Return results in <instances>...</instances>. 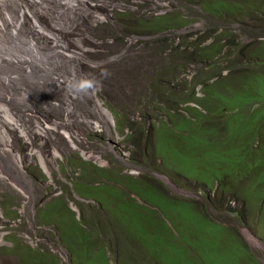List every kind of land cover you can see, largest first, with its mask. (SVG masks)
<instances>
[{
    "label": "rangeland",
    "instance_id": "1",
    "mask_svg": "<svg viewBox=\"0 0 264 264\" xmlns=\"http://www.w3.org/2000/svg\"><path fill=\"white\" fill-rule=\"evenodd\" d=\"M95 1L105 3L111 20L93 26L85 20L75 24L69 16L66 22L69 35L89 49L81 53L98 62L87 67L81 60L80 70L99 84L78 101L77 119L47 130L63 116L66 101L48 94L33 116L41 130L34 133L32 123L23 126L27 145L18 131L0 126L25 159L16 166L0 154V176H5L0 177V264H84L85 255L78 256L87 250L82 231L95 248L107 247L108 264H264V245L251 248L240 235L247 224L264 243L261 174L249 159L236 165L239 171L230 160L238 154L237 138L252 150L259 142L247 134L253 120L245 122L242 115L260 104L264 108L258 90L264 81V14L254 5L246 4V11L233 5L252 0ZM256 3L264 6V0ZM128 36L134 41L124 61L116 44L104 47ZM218 43L221 51L206 54ZM169 62L181 67L176 80L161 75L162 64ZM224 78L240 79L232 91L237 102L228 104V94H221L215 104L202 107L198 98L205 87L219 79L218 90L228 84ZM199 85L204 89L198 97ZM97 101L112 120L101 114ZM192 101L201 107L194 106L200 111L195 128L194 110H183ZM216 104L224 105V115L219 108L210 115ZM183 122L191 131L180 128ZM229 122L241 130L227 140ZM214 124L220 125L216 135ZM209 130L217 143L206 137ZM218 183H226L227 195L215 191ZM81 186L92 194L87 188L79 192ZM217 203L244 214L246 222L227 226L210 210Z\"/></svg>",
    "mask_w": 264,
    "mask_h": 264
},
{
    "label": "clouds",
    "instance_id": "2",
    "mask_svg": "<svg viewBox=\"0 0 264 264\" xmlns=\"http://www.w3.org/2000/svg\"><path fill=\"white\" fill-rule=\"evenodd\" d=\"M252 1L258 4L256 0ZM254 3L237 2L233 5L240 6V11H246V4L254 5ZM124 6L132 8L125 4ZM105 7V3L96 2L95 0H0V126L5 125L11 130L18 131L26 145L28 139L23 126L32 123L33 128L31 130L34 133L41 130V123L33 119V116L36 108L47 101L48 94L62 95L66 98L63 105V116L55 120L52 126L45 127L47 130H54L57 127H66L77 119L74 112L78 101L82 97H88L89 91L98 87L99 81L90 78L86 72L80 70L83 65L81 60L83 59L87 61V67L91 63L98 64V62H91L87 55L81 53V51L88 52L89 49H84L78 38H72L69 35L66 22L71 16L75 24L84 20L93 26L98 23H105L111 20L112 16L104 11ZM69 8H77L78 12H75V10L70 12ZM256 8V12L264 14V6ZM220 14L225 13H219L218 15ZM133 41L134 36H128L127 39L121 40V42H107L104 47L111 49L116 44L118 57L124 61ZM72 43L74 47L70 51ZM74 59H77V61ZM66 62H72L73 64L71 67H66ZM180 71L181 67L178 64L169 62L162 64L161 75L176 80ZM193 76L194 74L187 80L191 81ZM203 89L204 85L197 86L194 95L199 97V93ZM205 95L206 91L204 97ZM92 96L95 98L94 92ZM203 98L199 97L198 99L202 100ZM196 104L194 101L188 102L184 105L183 110L187 114V108L194 110L191 125L198 127L200 122L197 119L200 118L198 113L200 111L194 107L198 105ZM260 107L261 104L257 106V108ZM211 113H213L212 116L216 114V112H210V115ZM111 114L114 115V111ZM1 134L7 136L0 129V136ZM69 134L67 132L66 136L68 137ZM10 148L16 156L19 155L14 151L11 144ZM33 153L34 151H31L29 154L33 155ZM0 154L9 156L14 162L9 154L4 152H0ZM20 157L23 163L25 159L22 156ZM214 182H217V179L213 181L212 189L209 190H214ZM218 190L226 192L228 188L218 183L215 191ZM221 204L217 203L211 207L226 211L228 218L232 217L234 219L231 220L232 222L225 220L224 224L237 226V224L246 222L243 219L244 214L240 215L238 212H233L228 204H226L225 209H220ZM248 226L246 224L245 227H242L243 231H240V235L249 247L259 249L261 244L264 245L263 240L256 237L254 231ZM92 242L94 243L93 239ZM93 245L91 244V250L95 248ZM106 249L107 247L102 245L96 247V251L93 252L95 255L90 254V260L98 255L102 256L101 252H104L106 258ZM82 255H85L84 250L78 254V256Z\"/></svg>",
    "mask_w": 264,
    "mask_h": 264
},
{
    "label": "trees",
    "instance_id": "3",
    "mask_svg": "<svg viewBox=\"0 0 264 264\" xmlns=\"http://www.w3.org/2000/svg\"><path fill=\"white\" fill-rule=\"evenodd\" d=\"M259 6H260L259 3L258 4L254 3L253 7L259 8ZM217 47H219V43L216 45L215 48H212V49L208 48L206 51V54L210 53V51H220L221 49H217ZM224 80H227V79L224 78L223 81ZM238 80H240V79H232L230 82H229V80H227L228 84H221V87L218 90L216 89V86H218V84H220V82H222V80L218 79L213 84H211V85L208 84L205 87L206 95L202 99L204 102V106L200 102L201 106L205 107L206 105H208V102H210L211 104H215L216 97L220 96L221 94H224V95L228 94V99H227L228 104H235L237 101L233 99L232 91L234 90V85H235V83H237ZM258 90H262L263 91L262 95L264 96V81L259 82ZM215 95H217V96H215ZM260 98H261V95H260ZM259 102L262 103V101H259ZM223 107H224V105H222V104H216L214 109L210 108V112H216L217 113L218 108H219V110L221 111V115H224L223 114L224 112H222L224 110ZM237 109H243V108L242 107H236L234 110H237ZM198 113H200V112H198ZM242 116H243V120L245 122H247L251 119L253 120L254 124L247 134L252 138V140H253L252 143H254L256 139L259 140V142L257 143V145L252 150L251 145L246 148L244 146V140L241 138H237L236 140H239V142H240L238 144V147H237V150H238L237 153L238 154L233 156V159L235 160V162H233V160L230 159L231 164H233V166L237 169V171H239L238 167H236V165L242 163L243 160L249 159L250 163L254 162L255 165H253V166L251 165V168L253 169V171L258 169V172L261 174V175H258L260 178V184H264V108L260 107L254 113L249 114V116H248V113L245 115H242ZM219 118H221L220 115H219ZM214 125H215V130H214L213 134L216 135V133H218L220 125L219 124L218 125L214 124ZM224 127L226 128L224 135H225V138L227 140H230L232 138L230 135L233 134L235 131L241 130L240 126L238 124L233 123V122L227 123L226 125H224ZM181 128L184 129L185 131H186V129L191 131L190 128H188V124L182 125ZM191 128H192V126H191ZM194 128H195V126H194ZM199 129H201V128H199ZM207 136H209L211 143H213V142L217 143V140L219 139L218 137H215V138L212 137L211 130L207 131L206 137ZM225 138H221V140H222L221 142H224ZM256 147L259 150H257ZM203 151H204V149H202V153H203ZM252 151H254V152L257 151L255 153L256 154L255 158H254L255 154L252 153ZM196 154H197V151H196ZM87 165H89V164H87ZM226 167H227V165H226ZM227 170L232 171L228 167H227ZM224 178H226V177L224 176ZM224 184L227 188L226 183H224ZM221 185H223V184H221ZM85 188H87L89 190L88 193L92 194L91 188L85 187V186H81L79 188V192H81V191L87 192L86 190H84ZM226 193L228 194V190H226ZM56 205H58L59 207L63 206V204H61V205L56 204ZM58 220H61V219H59V217H58ZM72 220H76V219H74V217H73ZM73 223H74V225L76 224L75 221ZM67 227H69V226H67ZM79 236H81L82 239L87 243V250H85V257H84L85 264H108V260L105 258L104 252H101L103 254L102 256L98 255L96 257H93L90 260L91 244H94L92 242V238L90 237V234L87 235L83 231L79 234Z\"/></svg>",
    "mask_w": 264,
    "mask_h": 264
},
{
    "label": "bare ground",
    "instance_id": "4",
    "mask_svg": "<svg viewBox=\"0 0 264 264\" xmlns=\"http://www.w3.org/2000/svg\"><path fill=\"white\" fill-rule=\"evenodd\" d=\"M97 103H98V105L99 106H101L102 104L99 102V101H97ZM101 108L103 109V111L101 112V114L102 115H104V116H106V118L107 119H110V120H112L111 119V117H110V114L108 113V111L107 110H105V108H103L102 106H101ZM98 127V126H97ZM0 145H1V149H0V152L1 153H7V154H9L12 158H13V160H14V163L16 164V165H18V166H21L22 165V159H21V157L19 156V155H15L14 154V152H13V150L10 148V140H9V138L7 137V136H5L4 134H1V136H0ZM40 157H41V159H42V161H41V164H42V167H43V169L45 170V171H48V168L46 167V165H45V161H44V159H43V157H42V155H40ZM1 178H5V176H0ZM2 236H0V238H1Z\"/></svg>",
    "mask_w": 264,
    "mask_h": 264
},
{
    "label": "crops",
    "instance_id": "5",
    "mask_svg": "<svg viewBox=\"0 0 264 264\" xmlns=\"http://www.w3.org/2000/svg\"><path fill=\"white\" fill-rule=\"evenodd\" d=\"M210 210L214 214V216L220 217L221 220H234L232 217L228 218L226 211L216 209L215 207H210ZM130 242H131V240H130ZM144 254L146 256H149V255H147V253L145 251H144Z\"/></svg>",
    "mask_w": 264,
    "mask_h": 264
}]
</instances>
